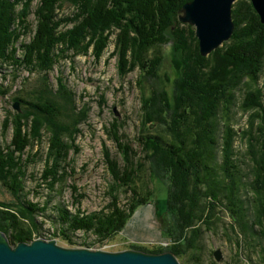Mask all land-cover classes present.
<instances>
[{"label":"trees","instance_id":"trees-1","mask_svg":"<svg viewBox=\"0 0 264 264\" xmlns=\"http://www.w3.org/2000/svg\"><path fill=\"white\" fill-rule=\"evenodd\" d=\"M190 1L0 0V69L38 73L49 88L16 94L14 100L22 105L19 110L8 111L2 123V133L6 136L12 131V136L9 142L0 138V182L14 194L21 208L0 202V230L7 233L13 245L32 241L35 233L42 234L47 221L55 225L58 242L71 247L102 244L125 228L140 205L149 203L150 186L147 191L140 184L145 176L156 174L166 182V188L168 185L167 208L178 211L181 229L193 225L190 233L195 237V252L200 249L203 224H213V216L227 210L251 238L250 257L253 255L258 264H264V144L255 150L252 141L257 140L248 138L250 146L241 153L236 135L244 138L248 132H237L232 125L238 92L245 90V84L257 87L264 74V24L250 0L236 1L231 39L204 57L196 28L180 20L183 6ZM66 4L74 7L73 15H63ZM70 24L72 27L65 29ZM168 32L172 33L174 44L169 43ZM113 35L116 38L111 57L119 55L121 75L137 68L142 71L141 77L154 75L166 56L165 48L182 47L181 56L173 49L174 64L181 72L177 84L192 102L182 106L185 97L180 95L175 119L168 122L161 115L152 114V99L142 93L146 106L137 132L139 148L125 143L123 135L118 136L117 118L107 131L121 153L119 160L108 148L103 152L112 178L107 189L108 202L99 211L86 214L78 208L73 212L61 196L71 175L69 151L76 147L74 140L69 142L66 136L76 129L78 120L63 110L48 78L55 68L62 67L63 60L75 63L76 56L91 55L90 51L100 61ZM220 59L223 68L218 66ZM58 81L60 91L64 89L65 94L76 96L61 77ZM10 89L3 93L9 94ZM248 90L244 92V110L255 108L260 98L263 115L258 117L264 135V95ZM71 109L78 115L77 105ZM155 121L159 124L151 128ZM250 122L253 124V118ZM45 133L46 150L42 143ZM39 158L45 160V166L38 176L39 172L29 170ZM29 178L36 181L33 191L28 189ZM32 193L38 197L36 202L30 200ZM129 249L170 251L188 264L184 247L167 251L135 246Z\"/></svg>","mask_w":264,"mask_h":264},{"label":"rangeland","instance_id":"rangeland-1","mask_svg":"<svg viewBox=\"0 0 264 264\" xmlns=\"http://www.w3.org/2000/svg\"><path fill=\"white\" fill-rule=\"evenodd\" d=\"M73 12V6L70 4L64 6V16L73 15ZM31 20L34 21V15ZM70 27H72V24L65 27V29ZM168 37L170 39L169 43L174 44L171 32H168ZM115 38V35L111 37L112 42L108 46V51L105 52L100 61L96 60L91 53L92 51H90L91 55L81 54L76 56L75 63L63 60L62 67L55 68L48 78L49 83L54 87L55 96L63 106V110L70 114L72 119L78 120L75 124L76 129H73L72 133L66 136L69 142L74 140L77 149L75 147L69 151L67 159L71 161V169L69 170V175H71L67 178L61 196L62 201L73 212L77 211L78 208H81V211L86 214L99 211L108 202L107 189L112 178L108 173L103 152L105 148H108L109 153L119 160H121V153L116 141L107 131L117 118L118 123L120 122L118 136L123 135L125 143L126 141L130 144L133 143L135 148H139L136 142L137 132L142 120H144L142 114L146 106V97H143L142 93H145L150 98L149 100L152 99L153 107L150 108L152 114L155 117L161 115L168 122L171 118L175 119V108L178 107L177 99L180 98V95L183 94V97H185L182 106L192 102L191 99H186V96H184L186 93H184L180 84L179 90L177 84L181 72L174 64L175 52L181 56L182 47L178 50H175V45L172 49L166 47V56H164V60L161 62L158 71L154 72V75L145 74L144 77H141L142 71L139 68L121 75L119 55L111 57V53L115 49ZM73 65L76 67L74 68ZM218 66L220 68L224 67V62L221 59L218 61ZM5 68L0 69V138L2 139L3 136V139L9 142L12 131L5 136L2 133V123L8 111L18 109L15 107L16 100H14V96L22 94L25 90L42 91L44 89L49 90V88L44 84L42 76H39L38 73L30 74L26 70L14 73L12 69ZM60 69H63L62 74ZM59 77L63 79L66 86L76 96H71V93L65 94L64 89L59 90V87H61L59 86ZM245 86H247L244 87L245 90L238 92L237 105L233 108L232 120V125L237 132L244 133L246 131L249 134V136L248 134L244 135V138L240 134L239 136L236 135L237 149L241 153H244L250 146L248 138L252 137L257 140L256 142L252 141L255 150L261 149L264 144V135L260 131L262 128L261 119L258 117V114L263 115L259 106L260 98L256 101L258 103H254L255 108L246 111L243 107L244 92L246 90L251 89L264 95V74L261 75L257 87L251 88L248 87V84H245ZM8 87L12 88V90L10 89L11 92L4 94L3 90L6 91ZM260 89L262 91H259ZM152 96L154 97L152 98ZM262 102H264V96H262ZM18 104L20 108L22 104L20 102ZM74 104L78 107V115L74 114L71 109ZM182 106L180 108H183ZM77 117L80 119H77ZM251 118L254 120L253 124L250 122ZM66 121L68 120L66 119ZM152 123L150 127L154 128L159 124V121ZM43 138V148L46 150L48 148V134L45 133ZM44 166L45 160L39 158L38 163L32 165L29 172H39V176ZM154 175L155 177L150 176L149 178L145 176V181L140 184L147 188V191H149L150 186L152 196H150L149 203L140 205L134 216L128 220L125 228L112 239L103 241L102 244L91 245V247L103 248L107 251H120L129 249L132 246L151 250L160 248L166 251L177 248L183 249L184 247L186 251L184 253L185 261L188 264H258L255 257L252 255L251 258V255L248 254V248L252 243L251 238L244 234L241 226L235 222L227 210L221 213L218 212L217 215L213 216V224H203L204 235L200 239L199 251L195 252L193 242L195 237L190 233L193 230V225L189 226L187 224L183 226V230L181 229L182 221L178 219V211L170 212L167 208L168 185L166 188V182L160 180L156 174ZM37 180L39 181V179ZM27 185L28 189L33 191L36 188V181L29 178ZM73 198L76 203H82L74 204ZM37 199L38 197L34 193L30 195V200L36 202ZM0 202L8 203L12 208H15L13 206L18 209L21 208L18 207L19 204L14 194L5 188L1 182ZM38 219L43 220L41 216ZM44 228L42 234L34 232V237L59 240V237L55 235L56 230L53 223L47 221ZM209 228H211V231H209ZM59 243L65 247H71L60 241ZM240 245L242 248H240ZM218 252H221L222 260H218L216 256ZM181 263L185 264L184 261Z\"/></svg>","mask_w":264,"mask_h":264},{"label":"water","instance_id":"water-1","mask_svg":"<svg viewBox=\"0 0 264 264\" xmlns=\"http://www.w3.org/2000/svg\"><path fill=\"white\" fill-rule=\"evenodd\" d=\"M238 0H192L180 15L196 28L202 56L231 39L235 31L232 10ZM264 24V0H250ZM19 109V104H16ZM216 254L218 260L222 256ZM0 264H182L173 252L149 253L138 249L107 251L88 247H65L57 239L34 237L13 245L0 230Z\"/></svg>","mask_w":264,"mask_h":264},{"label":"bare ground","instance_id":"bare-ground-1","mask_svg":"<svg viewBox=\"0 0 264 264\" xmlns=\"http://www.w3.org/2000/svg\"><path fill=\"white\" fill-rule=\"evenodd\" d=\"M88 248H91V249H101V248H97V247H94V246L93 247H88Z\"/></svg>","mask_w":264,"mask_h":264},{"label":"built area","instance_id":"built-area-1","mask_svg":"<svg viewBox=\"0 0 264 264\" xmlns=\"http://www.w3.org/2000/svg\"><path fill=\"white\" fill-rule=\"evenodd\" d=\"M77 247H82L80 244H78V245H76ZM101 249H103V248H101ZM104 250V249H103Z\"/></svg>","mask_w":264,"mask_h":264}]
</instances>
